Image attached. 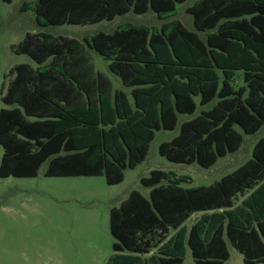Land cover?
<instances>
[{
	"label": "trees",
	"instance_id": "16d2710c",
	"mask_svg": "<svg viewBox=\"0 0 264 264\" xmlns=\"http://www.w3.org/2000/svg\"><path fill=\"white\" fill-rule=\"evenodd\" d=\"M187 1L35 0L32 9L41 28L86 26L128 13L167 20ZM186 12L195 31L173 19L82 40L26 33L12 51L32 63L9 70L1 97L0 178L36 177L46 163L45 177L120 184L146 159L155 131L175 130L197 106L159 154L208 169L238 151L235 127L251 135L264 125V0H196ZM91 51L129 93L114 89ZM140 183L147 198L132 190L109 210L105 264H184L187 248L195 264H224L228 244L244 264L264 263V136L249 160L208 186L185 187L190 177L161 170Z\"/></svg>",
	"mask_w": 264,
	"mask_h": 264
},
{
	"label": "rangeland",
	"instance_id": "374dc122",
	"mask_svg": "<svg viewBox=\"0 0 264 264\" xmlns=\"http://www.w3.org/2000/svg\"><path fill=\"white\" fill-rule=\"evenodd\" d=\"M195 1L178 5L176 15L167 20H159L151 12L128 13L93 25L41 28L35 23L32 9L35 0H13L10 4L0 0V109L4 107L1 97L6 91L9 70L20 63H32L26 55L12 51L26 33L42 31L82 40L98 32L110 34L120 25L160 27L173 19L195 31L192 17L186 12ZM24 4L28 5L27 10L23 9ZM90 53L96 69L110 78L114 89L125 90L119 79L110 73L109 61L93 51ZM128 97L132 101L130 95ZM201 109L197 106L193 115H179L173 131H155L146 159L136 168L126 169L120 184L107 185L103 176L45 177L46 163L36 177L0 178V264H105L114 242L109 230V210L118 207L132 190L147 197L150 189L140 180L148 177L152 170L190 177L191 183L184 184L185 187L208 186L249 160L254 144L264 136V125L251 135L235 127L243 138L240 149L219 158L208 169L196 163H173L159 154L160 144L175 137L181 124L199 114ZM2 154L0 146V161ZM192 221L188 220L187 226ZM228 250L230 257L224 264H244L242 255L230 244ZM184 264H195L188 248Z\"/></svg>",
	"mask_w": 264,
	"mask_h": 264
},
{
	"label": "crops",
	"instance_id": "0c3cea01",
	"mask_svg": "<svg viewBox=\"0 0 264 264\" xmlns=\"http://www.w3.org/2000/svg\"><path fill=\"white\" fill-rule=\"evenodd\" d=\"M111 73V72H110ZM121 84V83H120ZM122 86V85H121ZM125 89V88H124ZM119 90V89H118ZM126 93H129V90L128 89H125L124 90ZM129 95V94H128ZM130 100V99H129ZM148 194H149V192H148ZM143 196V195H142ZM148 197V196H147ZM146 197V198H147ZM112 208V207H111ZM201 215V213H196V214H194V215H192L188 220H190V219H193V221H192V224L190 225V226H187V221L185 222V226L187 227V228H190L192 225H193V223L198 219V217ZM173 234V232H171V235ZM186 252H187V250H186Z\"/></svg>",
	"mask_w": 264,
	"mask_h": 264
}]
</instances>
